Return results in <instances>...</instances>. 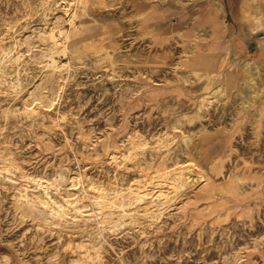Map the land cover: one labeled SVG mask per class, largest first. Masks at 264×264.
Wrapping results in <instances>:
<instances>
[{"label":"rangeland","instance_id":"1","mask_svg":"<svg viewBox=\"0 0 264 264\" xmlns=\"http://www.w3.org/2000/svg\"><path fill=\"white\" fill-rule=\"evenodd\" d=\"M0 154V264H264V0H0Z\"/></svg>","mask_w":264,"mask_h":264},{"label":"bare ground","instance_id":"2","mask_svg":"<svg viewBox=\"0 0 264 264\" xmlns=\"http://www.w3.org/2000/svg\"><path fill=\"white\" fill-rule=\"evenodd\" d=\"M77 1V0H76ZM104 1V0H103ZM51 2V1H50ZM55 4V3H54ZM57 5V4H56ZM50 9V8H49ZM62 10V9H61ZM60 12V11H59ZM67 15V16H66ZM78 17V13L74 11H70V13L68 14H62V16H58L57 19V25L55 27H51L49 30H46L45 33V38L48 41L47 42V46H48V50H49V56L52 57L50 60L52 62H48L46 65L50 68V74H56L57 76H61L63 73V70L67 67L66 62H60L57 61L56 59L53 58V55H55L56 53L59 54L61 53L60 51H66L69 48L68 42L71 39V36L74 33V30L76 29V18ZM68 21V24L70 25L67 28H63L61 26L62 21ZM55 21V20H54ZM63 25V24H62ZM80 29V28H79ZM78 32V29H77ZM76 33V32H75ZM39 35V34H38ZM79 35V34H78ZM44 38V40H45ZM78 44V43H77ZM79 48V47H78ZM114 49V48H113ZM6 50V49H5ZM76 50V49H75ZM112 50V49H111ZM44 51V50H43ZM70 52V50H69ZM74 52V51H73ZM121 52V51H120ZM66 53V52H65ZM76 53V52H75ZM46 53H44L45 55ZM47 55V54H46ZM69 55V54H68ZM61 56V55H60ZM66 56V55H65ZM63 55V57H65ZM70 56V55H69ZM75 56V55H74ZM49 59V57H47ZM68 58V57H67ZM73 59V57H72ZM33 61V60H32ZM248 61V60H247ZM72 63V62H71ZM246 63V62H245ZM69 65V64H68ZM52 77V76H51ZM37 95V94H36ZM35 96V95H34ZM41 98V97H40ZM39 98V99H40ZM28 100V99H27ZM34 103V102H33ZM30 104V103H29ZM1 155V154H0ZM3 159V158H2ZM5 162V161H3ZM3 164V163H2ZM1 164V165H2ZM21 168V167H20ZM23 179V178H22ZM29 182H32L31 180ZM34 182V181H33ZM182 181H180L181 183ZM27 189V188H26ZM23 192H26L25 194ZM118 192V191H117ZM121 194V193H120ZM18 202H21V204H27L28 207L29 206H37L38 204L31 199V197L28 194V190L25 189H21L19 190V193L16 196ZM116 198V197H115ZM71 199V198H70ZM120 199V198H119ZM68 200V199H67ZM45 202H43V206H46L48 204V202L46 200H44ZM83 201V200H82ZM120 201V200H119ZM75 203H77L80 205L81 200H77L75 201ZM74 203V204H75ZM117 203V202H116ZM69 205V204H68ZM83 206V204L81 205ZM85 206V205H84ZM31 208V207H30ZM84 208V207H83ZM87 208V207H86ZM63 209V208H62ZM85 209V208H84ZM83 210V209H82ZM60 213V212H59ZM64 214V212H63Z\"/></svg>","mask_w":264,"mask_h":264}]
</instances>
